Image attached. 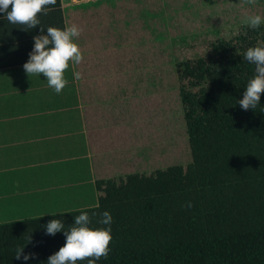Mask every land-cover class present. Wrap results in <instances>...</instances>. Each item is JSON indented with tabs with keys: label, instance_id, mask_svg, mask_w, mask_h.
<instances>
[{
	"label": "trees",
	"instance_id": "obj_1",
	"mask_svg": "<svg viewBox=\"0 0 264 264\" xmlns=\"http://www.w3.org/2000/svg\"><path fill=\"white\" fill-rule=\"evenodd\" d=\"M129 1L136 11L121 27L140 28L101 106L105 126L89 133L100 206L0 224V264H47L66 242L47 223L67 230L82 211L93 229L112 216L110 251L96 264H264V92L255 109L238 103L256 75L244 54L264 42V23L242 20L264 17V0H160L159 13ZM24 244L35 258L15 259Z\"/></svg>",
	"mask_w": 264,
	"mask_h": 264
},
{
	"label": "crops",
	"instance_id": "obj_2",
	"mask_svg": "<svg viewBox=\"0 0 264 264\" xmlns=\"http://www.w3.org/2000/svg\"><path fill=\"white\" fill-rule=\"evenodd\" d=\"M58 3L48 7L47 15L39 13L40 24L31 29L0 13V224L91 208L97 202L89 133L105 126L101 106L115 98L122 76L120 0ZM73 24L83 30L74 39L83 60L78 65L69 61L68 84L57 94L43 74L27 75L23 65L33 37L46 35L48 27L64 30ZM77 71L79 81L73 75ZM22 211L31 217L13 219Z\"/></svg>",
	"mask_w": 264,
	"mask_h": 264
},
{
	"label": "clouds",
	"instance_id": "obj_3",
	"mask_svg": "<svg viewBox=\"0 0 264 264\" xmlns=\"http://www.w3.org/2000/svg\"><path fill=\"white\" fill-rule=\"evenodd\" d=\"M250 5H255L257 0H246ZM56 0H0V13L6 15L7 20L12 24L26 25V29L35 28L40 24L38 14L47 13L51 10L46 7L55 5ZM9 6L11 10L9 11ZM264 23L261 15H249L242 20L253 29ZM41 33L44 32L40 28ZM83 30L73 24L64 30L55 27H48L47 34L33 37L34 47L29 53L28 61L23 65L26 74H43L48 85L54 88L59 94L68 84L65 78V71L69 68V61L80 64L83 55L75 38L81 35ZM245 60L255 65V77L248 82L243 93V98L238 101L243 110L255 109L260 103V95L264 92V42L260 46L250 47L244 54ZM77 81L82 79V73H73ZM97 201L94 207L99 208ZM192 207L189 201L185 205ZM62 215V214H61ZM95 215V213H93ZM91 218L87 212L82 211L75 216L74 225L65 230L64 224L60 220H51L46 225V234L55 235L64 230L66 242L63 247L55 254L48 257L47 264H76L77 261L87 259V264H96L101 257L105 259L110 251L109 243L112 240L111 223L112 216L108 211L101 213L98 223L108 225L107 228H90ZM31 237H26V243L30 242ZM24 245L16 248L15 259L27 261L30 257L35 258L34 253L24 254Z\"/></svg>",
	"mask_w": 264,
	"mask_h": 264
},
{
	"label": "rangeland",
	"instance_id": "obj_4",
	"mask_svg": "<svg viewBox=\"0 0 264 264\" xmlns=\"http://www.w3.org/2000/svg\"><path fill=\"white\" fill-rule=\"evenodd\" d=\"M145 1L148 4V6L151 5L153 13H159V7H161L160 0H145ZM111 6H115V4L114 5L112 4ZM136 6H137V4L135 5L134 2L130 3L129 0H120V3L117 4V7H116L117 11L120 13V15H119L120 21L122 20V22H125V20H130V19L132 20L133 10L136 11L134 9ZM139 28H140L139 23H134V22L131 25H129V27L127 29H123V27H121V25H120V29H121L120 51L121 52H124L128 48H130V44L129 43L131 42V44H132V42L134 41L136 35L138 34ZM157 29H159L158 25H157ZM165 45H168L167 40L163 41V45H162L163 48H165ZM166 53H167V50H164V51L161 52L160 51V46L156 47V50L153 53V57L155 56L156 60L153 61V63H154V65H157V66L160 64L158 69H162L164 67H167L166 61H165V60H167V54ZM122 56H125V54L122 53ZM148 64H149V62L146 60V65L148 66ZM168 79H169V81H168V84L166 86L171 89L172 86L174 85V81L172 80L171 77H169ZM156 88L157 87H152L153 91ZM166 138H167V136H166ZM170 142L172 143V141L169 140L168 143L170 144ZM68 174L69 173H67V175ZM82 176L84 178L86 176V173L83 172ZM66 191L69 193L71 191V189L69 187H67ZM43 206H44L43 204L40 205V209H42ZM39 213H43V212H39ZM55 214H57V213H55ZM51 215H53V214H51ZM14 217L15 218H13V219H23V218H26V217H31V214H30V212L22 211V212H18L16 214H14ZM16 217H19V218H16Z\"/></svg>",
	"mask_w": 264,
	"mask_h": 264
},
{
	"label": "built area",
	"instance_id": "obj_5",
	"mask_svg": "<svg viewBox=\"0 0 264 264\" xmlns=\"http://www.w3.org/2000/svg\"><path fill=\"white\" fill-rule=\"evenodd\" d=\"M97 1H104V0H70L71 4L74 6L88 4L91 2H97Z\"/></svg>",
	"mask_w": 264,
	"mask_h": 264
}]
</instances>
